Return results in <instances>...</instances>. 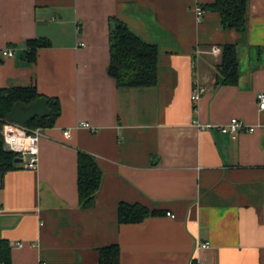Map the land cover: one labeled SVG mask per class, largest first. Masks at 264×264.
<instances>
[{
    "label": "crops",
    "instance_id": "0c3cea01",
    "mask_svg": "<svg viewBox=\"0 0 264 264\" xmlns=\"http://www.w3.org/2000/svg\"><path fill=\"white\" fill-rule=\"evenodd\" d=\"M211 1L0 0V51L13 52L0 54V88L33 84L60 108L36 167L2 176L11 264H96L112 243L119 264H264V0H247L243 32L214 11L196 20ZM111 17L156 47L155 85L117 87L106 74ZM27 39L46 43L33 62L20 57ZM224 43L236 47L232 85L214 83ZM194 83L205 90L192 103ZM230 118L245 130L216 128ZM77 151L101 171L91 208L77 205ZM118 202L159 214L118 223Z\"/></svg>",
    "mask_w": 264,
    "mask_h": 264
},
{
    "label": "trees",
    "instance_id": "16d2710c",
    "mask_svg": "<svg viewBox=\"0 0 264 264\" xmlns=\"http://www.w3.org/2000/svg\"><path fill=\"white\" fill-rule=\"evenodd\" d=\"M247 0H212L202 5V10L214 11L219 16L223 29L243 32ZM108 59L106 74L117 87H149L156 83L157 50L131 32L122 22L109 18ZM46 43L38 39H27L20 57L33 62L36 50ZM214 83L232 85L236 82V47L233 43L221 45L220 62L214 67ZM45 99L47 114L35 116L25 124L28 128H47L52 126L59 114V103L55 97L43 96L35 90L33 84L7 86L0 88V126L5 114L13 104L27 107L37 98ZM16 154L3 148L0 136V183L3 174L15 167ZM76 197L79 208H91L99 187L101 171L96 160L84 151L76 152ZM159 214L137 203L118 202L116 220L118 223H135L149 215ZM96 264H119V249L116 244L98 247ZM0 264H11L10 246L7 240L0 239ZM190 264H194L193 261Z\"/></svg>",
    "mask_w": 264,
    "mask_h": 264
},
{
    "label": "built area",
    "instance_id": "2783aa9c",
    "mask_svg": "<svg viewBox=\"0 0 264 264\" xmlns=\"http://www.w3.org/2000/svg\"><path fill=\"white\" fill-rule=\"evenodd\" d=\"M202 9L200 6L194 7L195 19L198 20L201 16ZM79 45H82L80 42ZM12 50L8 47L3 48L0 54L3 57H11ZM205 88L199 84L194 83L191 86L189 98L192 103H195ZM256 107L258 110H264V91H259L255 96ZM82 127H88L86 122L79 123ZM209 124H197L198 128L209 127ZM221 132L236 133L239 130H245L244 125L236 118H230L225 124L215 125ZM41 133L40 127L28 128L25 125L20 126L13 122H4L0 126V136L2 139L3 148L12 151L19 158V164L24 169H34L37 164V141ZM63 136H68L67 131H62ZM170 218L172 214L166 213ZM20 245V243H18ZM197 247H208V242L198 243Z\"/></svg>",
    "mask_w": 264,
    "mask_h": 264
},
{
    "label": "water",
    "instance_id": "95a60500",
    "mask_svg": "<svg viewBox=\"0 0 264 264\" xmlns=\"http://www.w3.org/2000/svg\"><path fill=\"white\" fill-rule=\"evenodd\" d=\"M47 114L45 99L37 98L27 107H19L13 104L9 111L5 114V121L13 122L20 126H24L26 122L35 116H44ZM19 158H14L13 162H19Z\"/></svg>",
    "mask_w": 264,
    "mask_h": 264
}]
</instances>
